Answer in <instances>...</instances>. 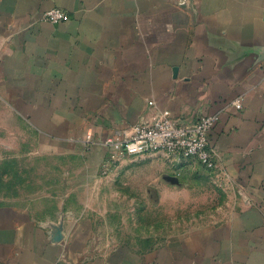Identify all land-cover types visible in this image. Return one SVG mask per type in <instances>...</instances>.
Returning a JSON list of instances; mask_svg holds the SVG:
<instances>
[{"label": "crops", "instance_id": "0c3cea01", "mask_svg": "<svg viewBox=\"0 0 264 264\" xmlns=\"http://www.w3.org/2000/svg\"><path fill=\"white\" fill-rule=\"evenodd\" d=\"M54 8L70 20L42 21ZM0 107L36 152L77 157L86 205L124 167L151 187L201 166L157 153L115 168L107 139L167 111L216 117V166L201 167L225 196L218 221L143 250L100 244L88 206L38 221L3 205L0 264H264V0H0Z\"/></svg>", "mask_w": 264, "mask_h": 264}, {"label": "rangeland", "instance_id": "374dc122", "mask_svg": "<svg viewBox=\"0 0 264 264\" xmlns=\"http://www.w3.org/2000/svg\"><path fill=\"white\" fill-rule=\"evenodd\" d=\"M32 136L11 108L0 109V206L30 211L38 221L57 220L67 210L88 206L96 213L102 245L154 248L179 233L218 221L217 211L225 208L223 189L201 166L171 172L166 184L151 187L143 185L142 174L138 177L124 167L112 173L111 188L103 189L95 204L86 205V189L70 185L80 183V173L69 170L77 157L44 153L42 139L38 153ZM128 157L133 156H119L111 163L116 168Z\"/></svg>", "mask_w": 264, "mask_h": 264}, {"label": "built area", "instance_id": "2783aa9c", "mask_svg": "<svg viewBox=\"0 0 264 264\" xmlns=\"http://www.w3.org/2000/svg\"><path fill=\"white\" fill-rule=\"evenodd\" d=\"M42 21L58 25L70 20L69 14L54 8L45 12ZM216 117H205L192 127L176 124L167 111L149 125L137 124L132 133H121L107 139L104 145L111 149L112 160L119 156L138 157L165 153L179 161L195 160L204 169L212 171L216 166V152L211 147L209 133Z\"/></svg>", "mask_w": 264, "mask_h": 264}]
</instances>
